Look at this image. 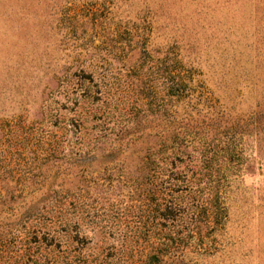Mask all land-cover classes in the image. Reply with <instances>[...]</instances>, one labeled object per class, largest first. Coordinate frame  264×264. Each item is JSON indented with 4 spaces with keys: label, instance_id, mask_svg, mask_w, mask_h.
<instances>
[{
    "label": "rangeland",
    "instance_id": "374dc122",
    "mask_svg": "<svg viewBox=\"0 0 264 264\" xmlns=\"http://www.w3.org/2000/svg\"><path fill=\"white\" fill-rule=\"evenodd\" d=\"M163 238L264 264V0H0V264Z\"/></svg>",
    "mask_w": 264,
    "mask_h": 264
},
{
    "label": "trees",
    "instance_id": "16d2710c",
    "mask_svg": "<svg viewBox=\"0 0 264 264\" xmlns=\"http://www.w3.org/2000/svg\"><path fill=\"white\" fill-rule=\"evenodd\" d=\"M174 78H176V80L174 82V85L172 86L173 92L177 95H181L185 86L183 77L179 74V71H177L174 75ZM176 204L174 210L177 213H181V207L176 206ZM171 241L174 242L170 238L161 239V241H159L157 247L155 248V251L149 255L147 264H163L164 257L169 256V254H173V250L171 248H174V246L172 245L173 243Z\"/></svg>",
    "mask_w": 264,
    "mask_h": 264
}]
</instances>
